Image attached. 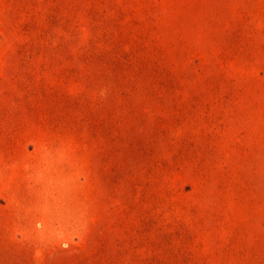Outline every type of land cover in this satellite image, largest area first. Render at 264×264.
<instances>
[{
    "label": "rangeland",
    "instance_id": "rangeland-1",
    "mask_svg": "<svg viewBox=\"0 0 264 264\" xmlns=\"http://www.w3.org/2000/svg\"><path fill=\"white\" fill-rule=\"evenodd\" d=\"M0 264H264V0H0Z\"/></svg>",
    "mask_w": 264,
    "mask_h": 264
}]
</instances>
